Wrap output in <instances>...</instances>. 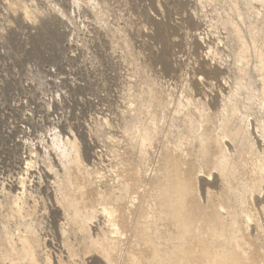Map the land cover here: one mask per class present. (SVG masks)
<instances>
[{"label":"rangeland","instance_id":"374dc122","mask_svg":"<svg viewBox=\"0 0 264 264\" xmlns=\"http://www.w3.org/2000/svg\"><path fill=\"white\" fill-rule=\"evenodd\" d=\"M237 261L264 264V0H0V264Z\"/></svg>","mask_w":264,"mask_h":264},{"label":"bare ground","instance_id":"6f19581e","mask_svg":"<svg viewBox=\"0 0 264 264\" xmlns=\"http://www.w3.org/2000/svg\"><path fill=\"white\" fill-rule=\"evenodd\" d=\"M180 189H183V188H180ZM184 190V189H183ZM182 190V192H183ZM185 191V190H184ZM235 264H245L243 261H237Z\"/></svg>","mask_w":264,"mask_h":264}]
</instances>
